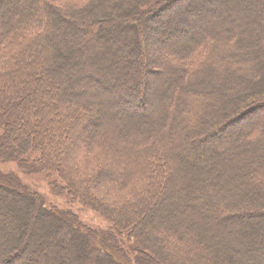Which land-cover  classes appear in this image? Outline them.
<instances>
[{
    "label": "trees",
    "instance_id": "16d2710c",
    "mask_svg": "<svg viewBox=\"0 0 264 264\" xmlns=\"http://www.w3.org/2000/svg\"><path fill=\"white\" fill-rule=\"evenodd\" d=\"M0 264H264V0H0Z\"/></svg>",
    "mask_w": 264,
    "mask_h": 264
},
{
    "label": "rangeland",
    "instance_id": "374dc122",
    "mask_svg": "<svg viewBox=\"0 0 264 264\" xmlns=\"http://www.w3.org/2000/svg\"><path fill=\"white\" fill-rule=\"evenodd\" d=\"M22 178L27 180L28 183H33L34 185L36 183L37 186L39 187V189L47 194V183L45 182V180L43 179V176L41 174H35V175H31V176H29V175L23 176ZM81 215L84 219L85 218L89 219L92 222H96L99 220L98 217L94 213H92L86 209L81 212Z\"/></svg>",
    "mask_w": 264,
    "mask_h": 264
}]
</instances>
